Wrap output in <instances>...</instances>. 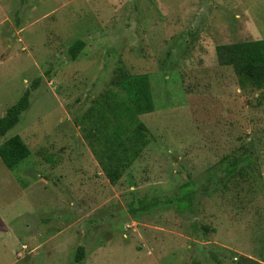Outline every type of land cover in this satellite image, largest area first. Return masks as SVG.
Listing matches in <instances>:
<instances>
[{
	"label": "rangeland",
	"instance_id": "1",
	"mask_svg": "<svg viewBox=\"0 0 264 264\" xmlns=\"http://www.w3.org/2000/svg\"><path fill=\"white\" fill-rule=\"evenodd\" d=\"M261 38L264 0H0V117L31 91L0 136L31 149L0 158V264H264V87L216 52ZM140 73L150 142L112 184L87 128Z\"/></svg>",
	"mask_w": 264,
	"mask_h": 264
},
{
	"label": "trees",
	"instance_id": "2",
	"mask_svg": "<svg viewBox=\"0 0 264 264\" xmlns=\"http://www.w3.org/2000/svg\"><path fill=\"white\" fill-rule=\"evenodd\" d=\"M84 45L82 39L71 44L69 52L72 58H77ZM216 52L221 64L233 66L241 87H264V38L219 44ZM119 84L124 92L112 89L105 94L99 116L87 128V132L93 137L90 141L92 149L112 184L121 179L149 144L148 126L139 115L154 109L151 83L146 73L124 76ZM30 97L31 91L27 89L0 117V136L6 135L19 123L22 113L30 106ZM30 154L31 149L19 134L10 136L0 144V158L11 170ZM234 168L231 163L227 166V171L232 173ZM185 187L189 189V186ZM188 195L189 193L181 195L182 198L177 201L187 203ZM147 206L143 205L144 208ZM83 257L84 248L79 247L77 259L81 260Z\"/></svg>",
	"mask_w": 264,
	"mask_h": 264
}]
</instances>
